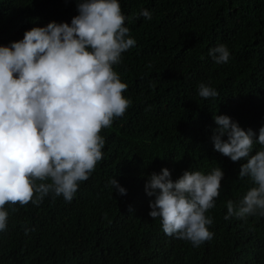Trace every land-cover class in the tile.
I'll return each instance as SVG.
<instances>
[{
	"label": "trees",
	"instance_id": "16d2710c",
	"mask_svg": "<svg viewBox=\"0 0 264 264\" xmlns=\"http://www.w3.org/2000/svg\"><path fill=\"white\" fill-rule=\"evenodd\" d=\"M0 0V46L43 24L71 25L78 0ZM136 45L113 66L128 85L123 117L102 129L103 159L71 202L46 196L38 206L5 205L0 264H264V216L227 215L255 186L239 179L247 160L233 162L214 149V115H226L258 139L264 127V0H119ZM34 10V17L26 11ZM147 10L151 19L141 13ZM225 45L227 63L209 51ZM218 96L205 100L198 86ZM222 139L227 141L225 135ZM260 150L256 144L251 155ZM224 172L215 207L206 216L214 233L199 247L169 236L149 213L155 197L145 186L167 168L173 182L185 171ZM126 189L120 195L111 184ZM50 182V181H47Z\"/></svg>",
	"mask_w": 264,
	"mask_h": 264
},
{
	"label": "clouds",
	"instance_id": "9594fccd",
	"mask_svg": "<svg viewBox=\"0 0 264 264\" xmlns=\"http://www.w3.org/2000/svg\"><path fill=\"white\" fill-rule=\"evenodd\" d=\"M78 12L71 25L51 22L19 34L9 27L13 39H23L0 46V231L7 227V204L38 206L49 194L71 202L79 182L103 159L102 129L130 106L122 95L128 85L113 70L122 53L136 45L119 0H78ZM141 14L151 19L149 11ZM209 55L217 64L230 58L225 45ZM198 95L207 100L218 92L201 83ZM213 119L219 126L212 138L215 151L233 162L247 160L239 179L255 185L238 207L227 202L225 219L264 216V127L254 139L251 129L226 115ZM256 144L260 150L251 155ZM223 178L220 167L209 174L185 171L175 182L167 168L153 173L145 186L155 197L150 217L161 220L167 235L199 247L214 236L206 213L216 206ZM110 184L127 195L116 179Z\"/></svg>",
	"mask_w": 264,
	"mask_h": 264
},
{
	"label": "rangeland",
	"instance_id": "374dc122",
	"mask_svg": "<svg viewBox=\"0 0 264 264\" xmlns=\"http://www.w3.org/2000/svg\"><path fill=\"white\" fill-rule=\"evenodd\" d=\"M7 1L6 0H4L3 1V3H6ZM26 8V11H27V13L28 14H30L32 17H34V10H33V8L31 7V6H26L25 7ZM57 23H58V20H57ZM63 22L61 21L59 24H62ZM49 24V23H48ZM48 24H43L41 27H46ZM9 27H14V26H11V25H7V24H5V26L4 27H2V28H8L7 29V32H6V35H8V34H10V33H12V34H14L15 35V33L14 32H10V28ZM16 27H14V28H11L13 31H16V29H15ZM21 32H25L24 30H22ZM8 33V34H7ZM21 39H23V37L21 38Z\"/></svg>",
	"mask_w": 264,
	"mask_h": 264
}]
</instances>
